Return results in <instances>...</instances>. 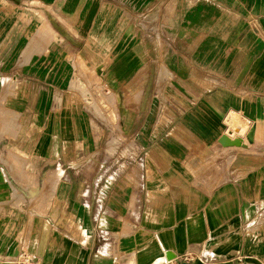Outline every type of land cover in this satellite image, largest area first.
<instances>
[{
  "label": "crops",
  "instance_id": "obj_1",
  "mask_svg": "<svg viewBox=\"0 0 264 264\" xmlns=\"http://www.w3.org/2000/svg\"><path fill=\"white\" fill-rule=\"evenodd\" d=\"M39 5L0 6V264H264V0Z\"/></svg>",
  "mask_w": 264,
  "mask_h": 264
},
{
  "label": "rangeland",
  "instance_id": "obj_2",
  "mask_svg": "<svg viewBox=\"0 0 264 264\" xmlns=\"http://www.w3.org/2000/svg\"><path fill=\"white\" fill-rule=\"evenodd\" d=\"M32 0H0V6L1 9H6L8 12L7 14H12L14 10H16V7H19L20 5H25L29 7V4ZM35 2H38L41 6L42 4L47 3V0H35ZM52 3L54 5L55 14L58 15L60 10L62 9V3L63 0H52ZM30 10V7L28 8ZM60 173V170L57 171V175ZM10 261L9 264H35V261L32 257V255L27 250H22L20 253L13 259L8 260Z\"/></svg>",
  "mask_w": 264,
  "mask_h": 264
},
{
  "label": "built area",
  "instance_id": "obj_3",
  "mask_svg": "<svg viewBox=\"0 0 264 264\" xmlns=\"http://www.w3.org/2000/svg\"><path fill=\"white\" fill-rule=\"evenodd\" d=\"M193 261H194V254L189 253V252H184L168 260L167 263L168 264H182L185 262L191 263Z\"/></svg>",
  "mask_w": 264,
  "mask_h": 264
},
{
  "label": "water",
  "instance_id": "obj_4",
  "mask_svg": "<svg viewBox=\"0 0 264 264\" xmlns=\"http://www.w3.org/2000/svg\"><path fill=\"white\" fill-rule=\"evenodd\" d=\"M220 141L222 143H227V144H239L240 141L238 138H235V139H230L227 135H223L221 138H220ZM182 264H193V263H188V262H185V263H182ZM242 264H253V263H242Z\"/></svg>",
  "mask_w": 264,
  "mask_h": 264
},
{
  "label": "bare ground",
  "instance_id": "obj_5",
  "mask_svg": "<svg viewBox=\"0 0 264 264\" xmlns=\"http://www.w3.org/2000/svg\"><path fill=\"white\" fill-rule=\"evenodd\" d=\"M232 124V123H231ZM61 173V172H60ZM46 219V218H45Z\"/></svg>",
  "mask_w": 264,
  "mask_h": 264
}]
</instances>
